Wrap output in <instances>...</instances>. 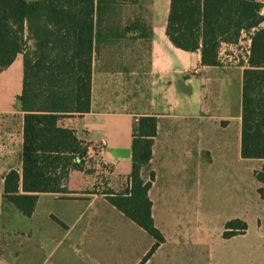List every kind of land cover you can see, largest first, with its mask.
<instances>
[{
    "label": "crops",
    "instance_id": "0c3cea01",
    "mask_svg": "<svg viewBox=\"0 0 264 264\" xmlns=\"http://www.w3.org/2000/svg\"><path fill=\"white\" fill-rule=\"evenodd\" d=\"M257 1L264 16V0ZM171 4L109 1L107 6L133 9V15L106 17L90 112L59 124L98 153L109 176L106 190L119 193L129 186L136 124L141 117L157 118L153 156L142 176L150 181L155 175L149 198L165 242L144 264L156 263L166 247L174 251L167 258L172 262L264 264V199L255 175L264 159L242 157L250 35L223 44L220 64L204 66L199 51H183L169 40ZM22 89L23 56L18 55L0 73V264H141L155 241L104 192L90 191L85 171L71 172L70 194L39 195L31 218L5 202V176L22 171ZM15 210L27 219L24 226L16 223ZM235 220L245 222L247 230L227 239L226 225Z\"/></svg>",
    "mask_w": 264,
    "mask_h": 264
},
{
    "label": "trees",
    "instance_id": "16d2710c",
    "mask_svg": "<svg viewBox=\"0 0 264 264\" xmlns=\"http://www.w3.org/2000/svg\"><path fill=\"white\" fill-rule=\"evenodd\" d=\"M109 1L114 0H0V73L23 56V89L18 97L24 112L22 171L11 170L5 176L4 200L26 218L33 216L39 195L70 194L71 172L85 170L90 145L59 122L90 112L98 39L108 12L115 9L107 6ZM262 7L257 0H172L167 26L172 44L183 51H199L204 66L220 64L223 44H237L243 33L250 35L243 76L244 159H264ZM156 136L157 118L141 117L133 132L129 186L119 193H103L155 241L141 264L165 242L155 226L149 198L155 175L150 181L142 176ZM255 175L264 199V167ZM226 230L228 239L246 232L247 224L235 220Z\"/></svg>",
    "mask_w": 264,
    "mask_h": 264
},
{
    "label": "rangeland",
    "instance_id": "374dc122",
    "mask_svg": "<svg viewBox=\"0 0 264 264\" xmlns=\"http://www.w3.org/2000/svg\"><path fill=\"white\" fill-rule=\"evenodd\" d=\"M124 15L125 16L133 15V9L115 8V9L110 10L107 16L117 18L118 16H124ZM115 20L117 19H114V21ZM245 47H247V45H244V48ZM243 53L245 54V50L243 51ZM84 169L87 175L85 176L87 177V181L90 185L89 187L91 189L90 191H92L93 193L105 192L107 189L106 185H107L109 176L107 174L105 166L101 164L99 157H98V153L95 150L90 149V153H89L88 158L86 159ZM16 213H17L16 218H15L16 223L18 225L24 226L27 223L26 222L27 219L21 216L19 212L16 211ZM191 250L192 249H190V252ZM173 252L174 251L169 247L164 248V250L161 251L160 254L157 255V260H156V263L154 264H185L181 261V259L177 262L167 261L168 257L175 256V255H172ZM190 252L189 253L187 252V253L191 255ZM208 264H212V263H208Z\"/></svg>",
    "mask_w": 264,
    "mask_h": 264
},
{
    "label": "built area",
    "instance_id": "2783aa9c",
    "mask_svg": "<svg viewBox=\"0 0 264 264\" xmlns=\"http://www.w3.org/2000/svg\"><path fill=\"white\" fill-rule=\"evenodd\" d=\"M250 54V53H249Z\"/></svg>",
    "mask_w": 264,
    "mask_h": 264
}]
</instances>
